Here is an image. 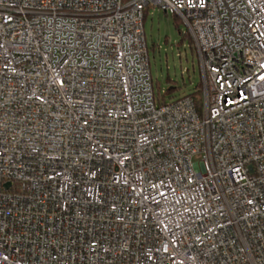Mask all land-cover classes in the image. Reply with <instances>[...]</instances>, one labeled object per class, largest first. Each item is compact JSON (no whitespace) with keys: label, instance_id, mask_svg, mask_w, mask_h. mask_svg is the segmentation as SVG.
<instances>
[{"label":"built area","instance_id":"obj_1","mask_svg":"<svg viewBox=\"0 0 264 264\" xmlns=\"http://www.w3.org/2000/svg\"><path fill=\"white\" fill-rule=\"evenodd\" d=\"M151 5L200 107L157 102ZM0 264H264V0H0Z\"/></svg>","mask_w":264,"mask_h":264},{"label":"rangeland","instance_id":"obj_2","mask_svg":"<svg viewBox=\"0 0 264 264\" xmlns=\"http://www.w3.org/2000/svg\"><path fill=\"white\" fill-rule=\"evenodd\" d=\"M144 30L153 82L159 83L163 93L172 82L180 86L173 93L165 94L166 102L194 91L202 78L197 51L192 49L187 38L181 41L188 31L187 26L179 17L151 5L144 21Z\"/></svg>","mask_w":264,"mask_h":264},{"label":"trees","instance_id":"obj_3","mask_svg":"<svg viewBox=\"0 0 264 264\" xmlns=\"http://www.w3.org/2000/svg\"><path fill=\"white\" fill-rule=\"evenodd\" d=\"M148 10H149V7H147V8L145 9V12H144V21H145V18H146V15H147ZM173 16H175V15H173ZM175 17H177V16H175ZM177 18H178V17H177ZM185 38H187V39L189 40V44L191 45L192 49H193L194 51H196V47H195V44H194V40H193L191 34L189 33V31H187V32L182 36L181 41H183ZM167 80H169V79H167ZM176 84H177V83L172 82V83H171V86L167 89L166 93H163V92H161V90H160V88H159V83H153L154 90H155V94H156V99H157V102H158L159 104L166 103V100H165V98H164V97H165V94H167V93H170V94H171V93H173L175 90H177V89L180 88V86H178V85L176 86ZM156 85H157V92H156ZM186 95H187V96H188V95L193 96V98L195 99L196 105H197L198 107H200L201 104H202V95H203V82H202V79H201V81L195 86L194 91H192V92H190V93H188V94H186Z\"/></svg>","mask_w":264,"mask_h":264},{"label":"water","instance_id":"obj_4","mask_svg":"<svg viewBox=\"0 0 264 264\" xmlns=\"http://www.w3.org/2000/svg\"><path fill=\"white\" fill-rule=\"evenodd\" d=\"M9 186V184L7 185V187Z\"/></svg>","mask_w":264,"mask_h":264}]
</instances>
